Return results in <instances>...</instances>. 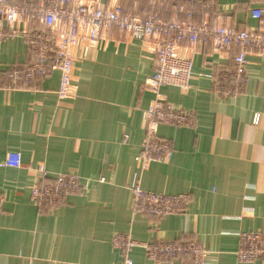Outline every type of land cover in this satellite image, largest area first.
I'll return each mask as SVG.
<instances>
[{"label": "crops", "instance_id": "obj_1", "mask_svg": "<svg viewBox=\"0 0 264 264\" xmlns=\"http://www.w3.org/2000/svg\"><path fill=\"white\" fill-rule=\"evenodd\" d=\"M215 1L212 25L243 31L264 23L252 16L264 9V0ZM87 3L121 7L125 15L140 18L150 1ZM198 16L194 22H206ZM164 17L186 19L182 10ZM42 28L38 21L19 22V36L0 42V80L30 62L22 32ZM112 35L74 50L71 97L64 101L57 94L59 73L32 92L0 87V164L10 153L23 158L19 169L0 167V194L6 200L0 264H125L126 253L112 245L117 234L146 243L197 242L212 252L207 264H242L236 256L239 234H264V56H248L247 85L228 98L216 93L215 80L232 70L239 50L184 43L179 52L193 60L192 87L187 92L165 87L161 94L177 109L195 113L197 124L194 129L160 126L158 135L173 144V157L142 173L137 160L145 114L154 101L146 84L155 70L156 41H129L118 31ZM41 168L49 182L75 174L89 189L41 214L31 201ZM136 177L146 191L189 195L186 213L162 220L135 215L129 187ZM129 256L133 264H156L141 248Z\"/></svg>", "mask_w": 264, "mask_h": 264}, {"label": "built area", "instance_id": "obj_2", "mask_svg": "<svg viewBox=\"0 0 264 264\" xmlns=\"http://www.w3.org/2000/svg\"><path fill=\"white\" fill-rule=\"evenodd\" d=\"M143 17L133 18L123 13L121 7L105 8L88 5L87 0H0V42L19 36V22L38 21L42 29L22 32L27 45L29 64L12 68L0 87L13 91H36L40 82L60 74L58 99L71 97L74 76V50L86 43L111 39L118 31L129 41L149 43L156 41L155 70L146 84L154 95L152 107L145 114V138L138 157L141 172L152 163H165L172 159L173 144L158 135L162 125L194 129L197 117L193 112L177 109L161 94L165 87L183 92L191 89L193 60L180 55L184 43L192 48L210 43L217 51L231 47L239 50L231 71L215 80L218 95L231 98L244 91L248 78V56H264V23L256 30L239 31L232 27L216 26L210 17L218 11L215 0H149ZM182 10L185 20L165 19V14ZM196 14L207 19L203 24L193 21ZM253 18L263 21L264 9L252 11ZM213 78V77H212ZM23 165L20 153H10L0 167L19 169ZM40 178L31 193V201L41 214L59 209L66 198L84 195L88 181L75 174H60L52 182L47 171L39 170ZM103 182V180H102ZM133 195V213L162 220L172 215L186 213L192 200L189 195L168 196L146 191L141 177H136L129 187ZM5 198L0 194V214L4 211ZM115 249L126 253L125 264H133L129 254L136 248L145 251L148 259L156 264H207L212 252L197 242H139L130 235L117 234L112 239ZM237 259L242 264L264 263V234L243 232L239 234ZM183 260V261H182Z\"/></svg>", "mask_w": 264, "mask_h": 264}, {"label": "trees", "instance_id": "obj_3", "mask_svg": "<svg viewBox=\"0 0 264 264\" xmlns=\"http://www.w3.org/2000/svg\"><path fill=\"white\" fill-rule=\"evenodd\" d=\"M175 12V11H174ZM199 15V16H198ZM195 16H198V17H201L202 15L201 14H196Z\"/></svg>", "mask_w": 264, "mask_h": 264}]
</instances>
